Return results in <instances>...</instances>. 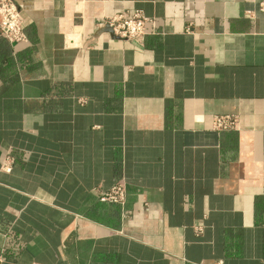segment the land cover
<instances>
[{
    "label": "crops",
    "instance_id": "1",
    "mask_svg": "<svg viewBox=\"0 0 264 264\" xmlns=\"http://www.w3.org/2000/svg\"><path fill=\"white\" fill-rule=\"evenodd\" d=\"M14 1L1 264H264L262 0ZM136 11L155 21L142 41L102 26ZM121 176L126 204L101 202Z\"/></svg>",
    "mask_w": 264,
    "mask_h": 264
},
{
    "label": "built area",
    "instance_id": "2",
    "mask_svg": "<svg viewBox=\"0 0 264 264\" xmlns=\"http://www.w3.org/2000/svg\"><path fill=\"white\" fill-rule=\"evenodd\" d=\"M260 11L264 13V0L260 2ZM155 26L152 18L145 16L142 11L132 14L121 13L106 17L102 21V26L111 28L113 35L123 40L142 41L149 32L147 25ZM0 34L11 44L28 42V36L24 29L22 6L14 0H0ZM237 118L231 115H218L213 119V128L217 131L230 130L236 127ZM1 169L4 172H11L12 157L8 156ZM99 200L103 203H111L124 206L127 200V182L125 177L118 178L116 183L109 190L99 191ZM197 234L204 232V225L196 223L193 226ZM4 261L0 253V264ZM30 264H42L32 262Z\"/></svg>",
    "mask_w": 264,
    "mask_h": 264
},
{
    "label": "water",
    "instance_id": "3",
    "mask_svg": "<svg viewBox=\"0 0 264 264\" xmlns=\"http://www.w3.org/2000/svg\"><path fill=\"white\" fill-rule=\"evenodd\" d=\"M106 30H108L109 32H111V33H112V30H111V28H109L108 26L106 27Z\"/></svg>",
    "mask_w": 264,
    "mask_h": 264
}]
</instances>
